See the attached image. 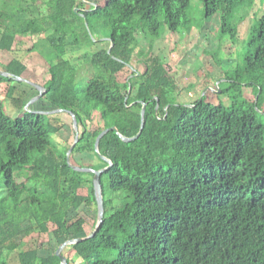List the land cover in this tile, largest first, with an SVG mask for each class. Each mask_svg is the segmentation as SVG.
I'll list each match as a JSON object with an SVG mask.
<instances>
[{"label": "trees", "instance_id": "obj_1", "mask_svg": "<svg viewBox=\"0 0 264 264\" xmlns=\"http://www.w3.org/2000/svg\"><path fill=\"white\" fill-rule=\"evenodd\" d=\"M84 1L0 0V52L29 38V51L46 61L44 101L74 115L81 128L72 154L95 155L100 163L93 168L106 169L104 222L87 233L81 208L98 211L95 175L75 170L80 166L68 157L73 144L63 152L54 144L66 125L17 96L27 65L0 59V93L24 110L13 119L0 99V264H10L9 246L18 239L20 264H63L59 248L94 232L66 247L74 255L62 254L67 264L74 258L80 264H264V13L250 20L243 64L224 72L226 86L219 85L230 104L203 96L184 105L173 68L153 51L164 32L178 36L195 27L192 0H106L88 10ZM199 3L202 24L220 15L222 36L237 42L256 0ZM96 35L109 38L102 41L107 47ZM139 35L149 42L146 70L121 82ZM81 51L79 66L68 55ZM245 88L257 90L256 101L245 97ZM144 105V130L125 142L121 136L141 131ZM114 127L97 152L99 136ZM33 235L58 247L47 256L40 254L43 245L26 251Z\"/></svg>", "mask_w": 264, "mask_h": 264}, {"label": "rangeland", "instance_id": "obj_2", "mask_svg": "<svg viewBox=\"0 0 264 264\" xmlns=\"http://www.w3.org/2000/svg\"><path fill=\"white\" fill-rule=\"evenodd\" d=\"M84 2L87 6L86 10H88L90 6L103 7L106 0H85ZM192 2L193 9L190 14L195 27L192 30H184L178 36L169 31L164 32L161 40L155 43L153 55L164 58L166 63L170 64L173 68V77L177 80L180 89L179 103L190 105L201 97L206 96L207 100L212 104L219 105L221 102L230 104L229 98L222 95L219 91V85L222 84L223 88L226 86L225 81L222 80L225 76L224 72L227 73L228 71L236 70L243 64V59L248 50V28L250 20L254 14L261 16L264 13V0H256L251 16L240 25V38L237 42H233L230 36H222V21L220 15L211 19L209 23L202 24V6L199 0H192ZM107 39H109L107 36L101 37L96 35L95 41L104 43L102 41L106 40L107 42ZM138 39L140 45L135 53L133 63L118 75V80L121 82L128 81L137 71L143 73L146 70L142 60L146 57L144 54L149 52V42L143 35H139ZM102 45L103 47H107L108 44L104 43ZM31 47L32 41L29 38H19L15 49L11 53L0 52V59L4 64H8L17 58L27 65L28 71L26 72L24 83L16 84L18 88L17 96H21L26 101H30L28 103H31L29 107L31 111L50 112L53 110L44 101L41 92L36 87V85L42 87L48 81V65L40 55L29 51ZM99 47H102L101 44L92 47L90 50H98ZM83 52L70 54L68 58L80 66L79 62ZM216 53L217 57H215ZM218 61L221 62L222 67L217 64ZM79 70V80H83L87 76L86 70L82 66ZM244 92L248 100L252 102L256 101L258 96L256 89L245 88ZM0 99L5 103L8 116L13 119L23 116L24 110L22 111L16 108L11 101L6 99L4 91H1ZM261 111L263 115L262 121L264 123V106ZM51 115L55 120L66 125L61 133L54 137V144L56 143L58 150L63 152L68 146L74 144L76 140L77 135L74 128V118L67 113H62L59 116L56 113ZM98 121L99 117L96 116L95 123L97 124ZM79 133H81V128H79ZM70 160L76 166L87 167V169H94L93 167L96 168L100 163L99 159L91 154L75 155L71 153ZM81 193L87 195L86 190ZM119 205L120 203H117L116 206ZM81 215L90 223L87 226V233H92L94 222H98L99 220L98 211L85 206L81 208ZM20 241L18 239L9 246L12 250L9 256L10 264H20L17 251V245ZM39 245H43V248L40 249L41 256H47L58 247L55 241L51 238L49 239V237L39 238V236L33 235L26 240L25 250H35L39 248ZM64 253L74 257L72 252L66 247L62 250V254ZM80 263L81 260L74 258L71 264Z\"/></svg>", "mask_w": 264, "mask_h": 264}, {"label": "water", "instance_id": "obj_3", "mask_svg": "<svg viewBox=\"0 0 264 264\" xmlns=\"http://www.w3.org/2000/svg\"><path fill=\"white\" fill-rule=\"evenodd\" d=\"M86 24L88 25V22L86 21ZM3 75L5 76H8V74L6 73H3ZM19 81H22L23 79L22 78H18ZM36 87L39 89V91L41 92V96L44 92V88L41 87V86H38L36 85ZM31 105V103H28L27 104V107H29ZM64 111L63 110H55L53 112H43V114H55V113H63ZM145 112H146V106L144 105L143 107V111H142V127H141V131L139 132V134L136 136V137H133V138H127V137H124V136H121L122 139L125 141V142H132V141H135L139 138V136L141 135L142 131L144 130V127H145ZM72 117L74 118V128H75V132H76V140L72 146V148L70 149L69 153H68V157L70 156V154L72 153L73 151V147L75 146V144L78 143L79 141V126H78V121L76 119V117L74 115H72ZM111 130H114V131H117V128L114 127L112 129H107L105 130L100 136L99 138L97 139V142H96V150L97 152H99V146H100V142H101V139L108 133L110 132ZM103 159L105 161H108L109 163H111L110 160H108L107 158L103 157ZM75 170H79V171H90L92 173H94L95 177H94V186H95V193H96V198H97V201H98V215H99V220H98V225L96 227V230L95 232L100 228V226L103 224L104 222V217H105V207H104V199H103V187L101 185V175L102 173L106 170V169H103V170H94V169H87V168H80V167H74ZM95 232L86 237V238H82V239H76V240H73V241H67L65 242L60 248L59 250L57 251V255L62 259V262L63 264H67V259L62 255V250L69 246V245H73V244H77V243H80L84 240H87L89 238H91Z\"/></svg>", "mask_w": 264, "mask_h": 264}]
</instances>
